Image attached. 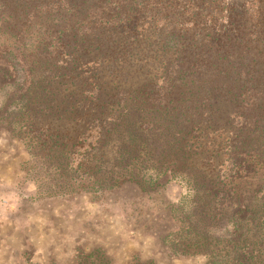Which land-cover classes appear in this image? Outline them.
<instances>
[{
	"label": "trees",
	"instance_id": "trees-1",
	"mask_svg": "<svg viewBox=\"0 0 264 264\" xmlns=\"http://www.w3.org/2000/svg\"><path fill=\"white\" fill-rule=\"evenodd\" d=\"M10 88L0 125L47 181L29 201L107 192L140 164L166 179L127 182L149 199L170 181L194 192L192 210L170 208L171 250L264 264V0H0Z\"/></svg>",
	"mask_w": 264,
	"mask_h": 264
},
{
	"label": "rangeland",
	"instance_id": "rangeland-1",
	"mask_svg": "<svg viewBox=\"0 0 264 264\" xmlns=\"http://www.w3.org/2000/svg\"><path fill=\"white\" fill-rule=\"evenodd\" d=\"M11 93V88L0 91V107L7 104ZM3 127L0 125V264H78L80 250L89 254L97 249L112 264H127L134 256L156 264H205L202 256L178 253L163 241L175 229L171 206L185 212L193 209L194 192L185 182L170 181L162 195L154 194L151 200V195L141 194L127 182L139 176L148 182L154 177V184L166 179L139 164L127 170L118 168L107 192L71 193L64 200L32 202L28 198L45 188L47 181L36 177L38 163L32 150ZM121 148L114 142L105 152L110 171L120 161Z\"/></svg>",
	"mask_w": 264,
	"mask_h": 264
}]
</instances>
